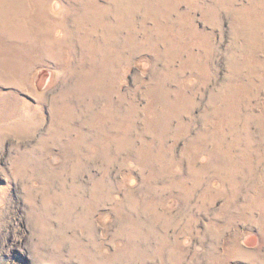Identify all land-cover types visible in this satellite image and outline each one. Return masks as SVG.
I'll list each match as a JSON object with an SVG mask.
<instances>
[{"label":"rangeland","instance_id":"374dc122","mask_svg":"<svg viewBox=\"0 0 264 264\" xmlns=\"http://www.w3.org/2000/svg\"><path fill=\"white\" fill-rule=\"evenodd\" d=\"M89 263L264 264V0H0V264Z\"/></svg>","mask_w":264,"mask_h":264},{"label":"bare ground","instance_id":"6f19581e","mask_svg":"<svg viewBox=\"0 0 264 264\" xmlns=\"http://www.w3.org/2000/svg\"><path fill=\"white\" fill-rule=\"evenodd\" d=\"M101 24V23H100ZM75 34V33H74ZM242 161V160H241ZM86 260V259H85ZM90 264V263H89ZM99 264V263H98Z\"/></svg>","mask_w":264,"mask_h":264}]
</instances>
